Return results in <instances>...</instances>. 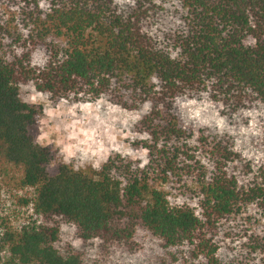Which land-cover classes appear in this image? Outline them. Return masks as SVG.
<instances>
[{"label": "trees", "instance_id": "16d2710c", "mask_svg": "<svg viewBox=\"0 0 264 264\" xmlns=\"http://www.w3.org/2000/svg\"><path fill=\"white\" fill-rule=\"evenodd\" d=\"M26 85L53 104L147 108L135 125L147 164L60 162L34 141ZM186 100L227 119L264 113V0H0V173L19 171L33 216L0 234V264H88V247L134 255L145 239L160 264H264V154L240 169L232 137H194Z\"/></svg>", "mask_w": 264, "mask_h": 264}, {"label": "rangeland", "instance_id": "374dc122", "mask_svg": "<svg viewBox=\"0 0 264 264\" xmlns=\"http://www.w3.org/2000/svg\"><path fill=\"white\" fill-rule=\"evenodd\" d=\"M19 97L39 111L38 123L31 131L35 143L56 151L59 161L74 170L99 169L106 158L115 154L130 161L134 167L143 168L147 164V152L141 148L146 136L135 129L147 108L128 112L105 98L94 103L62 100L53 104L48 95L35 92L31 85L20 87ZM180 107L182 119L193 130L194 137L204 128L216 129L219 134L232 137L233 150L240 156L234 162L240 169L242 163L250 162L253 167L263 157V112L254 111L227 119L220 117L218 109L207 102L186 100ZM6 171V174L0 173V234L5 230H16L33 219L30 205L24 203L28 194L18 184L19 171L14 168ZM60 241L74 250L81 249L73 231L67 228L62 230ZM154 242L145 239L144 249L134 255L106 256L95 246L84 249L82 255L88 264H160L164 255Z\"/></svg>", "mask_w": 264, "mask_h": 264}]
</instances>
